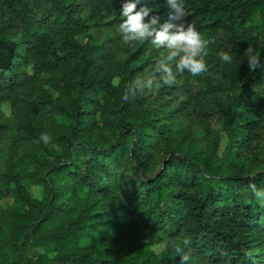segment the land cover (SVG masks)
Wrapping results in <instances>:
<instances>
[{
  "label": "trees",
  "instance_id": "16d2710c",
  "mask_svg": "<svg viewBox=\"0 0 264 264\" xmlns=\"http://www.w3.org/2000/svg\"><path fill=\"white\" fill-rule=\"evenodd\" d=\"M85 1L0 0V102L14 107L0 111V264H179L184 240L204 264H264V68L244 55L264 61V0H183L185 22L233 57L204 112L184 72L162 84L166 49L124 42L106 11L125 0ZM144 5L168 19V0Z\"/></svg>",
  "mask_w": 264,
  "mask_h": 264
},
{
  "label": "clouds",
  "instance_id": "9594fccd",
  "mask_svg": "<svg viewBox=\"0 0 264 264\" xmlns=\"http://www.w3.org/2000/svg\"><path fill=\"white\" fill-rule=\"evenodd\" d=\"M139 0H125L120 9L121 22L119 33L125 43L132 41H148L157 49H166L167 55L156 64L155 71L160 74L163 85L171 86L176 81V74L188 72L191 76H200L208 71L204 57L210 43L196 27L186 23L183 0H168L171 11L168 19L161 22L159 15L151 14L153 9L146 5L137 7ZM244 55L247 57L249 70L264 68V61L255 54L253 47H248ZM220 61L232 63V55L227 52L219 53ZM143 79H138L137 82ZM149 87L152 81L148 80ZM159 86V85H157ZM47 142L48 137L42 136ZM253 198L264 207V189L253 186ZM190 241L184 240L181 245L174 247L176 256L180 257L179 264H190L191 257L185 252Z\"/></svg>",
  "mask_w": 264,
  "mask_h": 264
},
{
  "label": "rangeland",
  "instance_id": "374dc122",
  "mask_svg": "<svg viewBox=\"0 0 264 264\" xmlns=\"http://www.w3.org/2000/svg\"><path fill=\"white\" fill-rule=\"evenodd\" d=\"M90 1H85V4H88ZM107 14H109L110 18H120V9L115 11L113 9H108ZM207 39V38H205ZM210 41V40H209ZM220 46L214 41H210L207 46V55L204 57L205 62L208 67V71L206 73L201 74L200 76L193 77L190 73L184 72V76L186 81H184L186 90L184 89L186 96L193 100L198 107L199 112H204L209 110L210 108L216 107L219 100L226 96V82L223 78V70H224V62L220 61L219 53L221 52ZM13 105L11 102L7 101V99H3L0 102V111L4 113L6 116H10L13 112ZM213 126L215 129L220 131L222 129V123L214 122ZM221 132V131H220ZM222 134V143L220 147V151H222L225 147L226 138L223 132ZM164 157H160L157 161L156 167L154 171L150 172L147 169H141L140 171H135L133 169L130 170V179L133 182L139 183L144 178L155 176L161 169L163 165ZM30 193L34 198L40 199L42 196L41 189L37 187H32L30 189ZM7 205V202L0 201V212ZM154 236L149 234L148 237L142 239L140 241H136L131 239L130 237H125V241L129 242L132 246H137L142 243H147L149 241H153ZM89 240H84L83 244H88ZM153 252L159 254L164 250L163 244H156L151 246ZM191 264H204V260L192 255ZM263 261V258H262Z\"/></svg>",
  "mask_w": 264,
  "mask_h": 264
}]
</instances>
